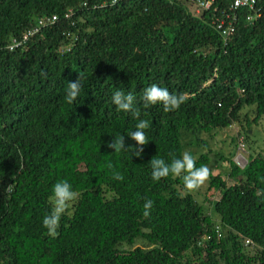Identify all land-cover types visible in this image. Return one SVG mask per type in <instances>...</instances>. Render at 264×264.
Masks as SVG:
<instances>
[{
    "label": "trees",
    "instance_id": "16d2710c",
    "mask_svg": "<svg viewBox=\"0 0 264 264\" xmlns=\"http://www.w3.org/2000/svg\"><path fill=\"white\" fill-rule=\"evenodd\" d=\"M212 1L195 15L188 0H0V264H264V154L241 169L230 163L232 185L210 175L220 238L181 177L151 178L153 157L180 158L186 139L206 148L201 135L239 123L245 107H254L253 123L264 116V0L254 22L237 10L227 43L212 22L233 0ZM46 16L57 21L9 50ZM81 72L68 104V82ZM152 84L187 99L172 112L144 108ZM118 89L150 122L141 157L106 146L119 136L136 146L127 134L138 120L111 101ZM232 141L245 149L243 138ZM189 153L209 166L208 153ZM59 181L78 198L53 238L42 221Z\"/></svg>",
    "mask_w": 264,
    "mask_h": 264
},
{
    "label": "clouds",
    "instance_id": "9594fccd",
    "mask_svg": "<svg viewBox=\"0 0 264 264\" xmlns=\"http://www.w3.org/2000/svg\"><path fill=\"white\" fill-rule=\"evenodd\" d=\"M83 73H78L75 81L68 82L65 100L68 104H72L81 92V80ZM187 97L181 93L179 95L172 94L167 88L159 87L156 84L145 88L141 96L143 107L148 108L152 105L161 104L165 112L178 110L185 103ZM112 103L116 107L117 112L130 113L131 116L138 120L135 125V130L130 131L127 136L135 141V148L125 147L124 136L113 138L107 142V147L113 152L131 150V153L136 157H141L144 147L147 143L145 130L150 127V122L145 119H140L141 109L136 106V97L131 93H125L123 90H116L112 97ZM149 164L151 166V178L154 181H159L167 178L169 175L173 177H181L183 180L184 189L188 192H193L200 189L210 178L211 170L207 166L196 167V161L188 152H184L180 158H173L171 162H166L162 158L153 157ZM111 168V164H109ZM113 178L123 180L122 174L113 173ZM78 198V193L72 189V185L67 181H59L53 185L52 195L50 197L52 208L51 211L43 217V227L47 230V234L55 238L58 234L57 229L60 226L61 217L67 211L70 203ZM154 202L151 199L145 200L143 204V216L149 217L153 208Z\"/></svg>",
    "mask_w": 264,
    "mask_h": 264
},
{
    "label": "rangeland",
    "instance_id": "374dc122",
    "mask_svg": "<svg viewBox=\"0 0 264 264\" xmlns=\"http://www.w3.org/2000/svg\"><path fill=\"white\" fill-rule=\"evenodd\" d=\"M186 6L189 11H194V7L191 5ZM254 107H245L241 110L239 123L234 124L225 131L212 132L210 135L203 134L201 139L205 142L206 148L202 146H196L190 142V139H186V142L191 143L186 145L184 152H191L194 156L198 157L202 153H208L210 163L208 168L211 170L213 176L220 175L226 179L228 185H232L235 182L227 179L226 175L229 172L230 163H234L237 160L240 165L244 166L247 160L256 156L264 154V116H261L256 123L252 120L255 117L253 111ZM243 138L245 144V153L242 154L243 161L237 159L238 148L237 141L233 143V139ZM225 159L229 160L226 161ZM240 169L241 167L238 166ZM195 200L201 204L206 213H210L218 224V220L215 214L212 212L209 202L216 201L219 198L218 193L208 190V181L198 190L191 192ZM75 201L70 203L68 210L72 209ZM135 246L145 247L141 242H137ZM127 248V247H125ZM251 249H247L250 251Z\"/></svg>",
    "mask_w": 264,
    "mask_h": 264
},
{
    "label": "built area",
    "instance_id": "2783aa9c",
    "mask_svg": "<svg viewBox=\"0 0 264 264\" xmlns=\"http://www.w3.org/2000/svg\"><path fill=\"white\" fill-rule=\"evenodd\" d=\"M121 1H127V0H110V4H117ZM212 0H188V3H190L191 6L194 7V14L199 15L203 11L208 10L212 4ZM256 2L257 0H233L232 4L229 6L228 11L224 12L221 17L216 18L212 23L214 26V29L216 32L219 33V35L222 38V41L224 43H227V41L230 38V35L233 34L235 25H236V15L235 13L239 9H245L249 13L246 16V21L248 23L254 22L257 18L260 17V11L261 9H256ZM57 21L56 16H46L37 19L27 30V32L21 37V39H12L11 43L9 45V50H15L16 48H19L21 45L25 44L32 36L35 34H38L43 28L50 27L54 25V23ZM245 153V149L243 145H240L238 148V154L237 159L240 161H243L242 154ZM235 163L240 166L244 167L239 164V162L236 160ZM221 226L219 224H215L214 232L216 233V237H221ZM211 236H205L198 244H200L202 241L210 240ZM252 245L250 240H244V246L250 247Z\"/></svg>",
    "mask_w": 264,
    "mask_h": 264
}]
</instances>
